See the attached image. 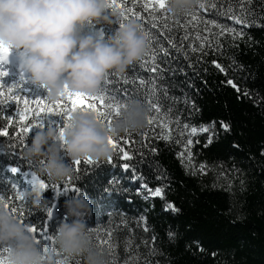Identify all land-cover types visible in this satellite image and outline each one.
<instances>
[{
  "label": "trees",
  "instance_id": "trees-1",
  "mask_svg": "<svg viewBox=\"0 0 264 264\" xmlns=\"http://www.w3.org/2000/svg\"><path fill=\"white\" fill-rule=\"evenodd\" d=\"M33 2L26 44H64L69 88L171 132L73 155L0 117V258L9 221L31 264H264V0Z\"/></svg>",
  "mask_w": 264,
  "mask_h": 264
},
{
  "label": "rangeland",
  "instance_id": "rangeland-1",
  "mask_svg": "<svg viewBox=\"0 0 264 264\" xmlns=\"http://www.w3.org/2000/svg\"><path fill=\"white\" fill-rule=\"evenodd\" d=\"M166 1L149 0L150 4L158 7H164ZM35 15L39 14L33 0H0V117L3 125L15 126L17 130L23 127L44 129L71 147L73 155L83 152L88 144L97 148L101 138L108 136L125 157L119 139L140 134L149 138L160 137L171 132L161 118L137 115L124 106L99 100L93 96L90 87L77 92L69 88L61 58L64 44L62 48L54 46L52 51L44 48L54 42L26 44L24 35ZM87 44H84V49L89 47ZM34 54H39L38 59ZM41 62L47 67L28 70ZM183 130L180 157L189 164L191 137L210 132V127ZM26 174L32 185L44 187L32 173ZM153 194L158 195V192ZM3 229V239H13L22 248L9 249L7 259L0 258V264H31L32 253L25 250V246L30 247L27 241L33 240L32 231L29 230L31 236H25L9 221L4 223Z\"/></svg>",
  "mask_w": 264,
  "mask_h": 264
},
{
  "label": "bare ground",
  "instance_id": "bare-ground-1",
  "mask_svg": "<svg viewBox=\"0 0 264 264\" xmlns=\"http://www.w3.org/2000/svg\"><path fill=\"white\" fill-rule=\"evenodd\" d=\"M57 45H59V46H57ZM54 46H55V47H61V48H62V44L59 43V42H57V43H53V45H50V46H48V47H45L44 50L52 51L51 49H52ZM44 50H43V51H44ZM38 55H39V54H37V55L34 54V56L36 57V59H38ZM44 66L47 67V64H44V62H43V63L41 62V63H39L38 66L35 65V66H33V67H30L28 70H34L36 67L39 68V70H40V69L43 68Z\"/></svg>",
  "mask_w": 264,
  "mask_h": 264
}]
</instances>
